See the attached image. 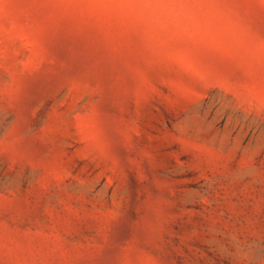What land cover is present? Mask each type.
<instances>
[{
    "label": "rangeland",
    "instance_id": "obj_1",
    "mask_svg": "<svg viewBox=\"0 0 264 264\" xmlns=\"http://www.w3.org/2000/svg\"><path fill=\"white\" fill-rule=\"evenodd\" d=\"M0 264H264V0H0Z\"/></svg>",
    "mask_w": 264,
    "mask_h": 264
}]
</instances>
